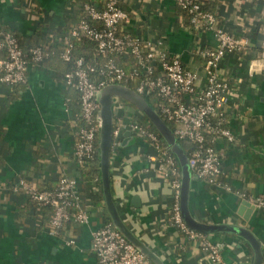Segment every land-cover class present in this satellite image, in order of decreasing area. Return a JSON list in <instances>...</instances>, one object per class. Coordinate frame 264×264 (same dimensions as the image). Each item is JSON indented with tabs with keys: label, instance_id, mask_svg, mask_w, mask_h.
<instances>
[{
	"label": "crops",
	"instance_id": "0c3cea01",
	"mask_svg": "<svg viewBox=\"0 0 264 264\" xmlns=\"http://www.w3.org/2000/svg\"><path fill=\"white\" fill-rule=\"evenodd\" d=\"M123 1L129 9L126 30L162 39L170 53L202 74L198 48L216 40L209 32L184 24L176 0ZM203 1L224 28L239 34L255 28L257 37L251 39L254 47L241 56L225 54L219 66L229 84L217 107L225 112L235 135L231 142L222 136L215 141L219 179L225 184L193 175L188 206L196 219L250 229L260 241L264 264V213L249 201L252 195L264 196V72L257 59L264 51V0ZM76 6L71 0H0V21L28 39L43 20L53 29L64 24L65 12ZM66 70V62L52 55L29 65L24 84L0 82V155L4 159L0 167V264H97L91 233L110 216L96 201L100 192L95 181L82 179L74 160L80 104L77 90L63 81ZM124 132L120 145L110 152L109 178L113 200L130 230L164 264H251L254 251L243 236L229 231L205 233L220 246L222 262L215 263L196 240L171 224L168 181L147 160L151 148L146 139L129 129ZM21 175L38 186L60 175L78 178L88 222L71 223L56 235L38 222L39 214H19L15 206L23 204V195L8 189V183ZM69 237L74 241L68 243Z\"/></svg>",
	"mask_w": 264,
	"mask_h": 264
},
{
	"label": "built area",
	"instance_id": "2783aa9c",
	"mask_svg": "<svg viewBox=\"0 0 264 264\" xmlns=\"http://www.w3.org/2000/svg\"><path fill=\"white\" fill-rule=\"evenodd\" d=\"M176 3L191 13V23L196 31H207L216 40L213 46L200 44L198 48V56L204 58L200 64L201 75L183 65L178 55L168 51L162 39L126 30L129 13L118 5V0L83 3L85 15L71 26L70 34L78 37L82 34L92 39L104 59L96 65L86 61L82 55L72 56L71 42H67L60 51V57L70 62L63 81L77 90L80 104V120L73 145L74 160L78 165L95 151L99 128L96 114L100 107L97 91L107 84H124L130 79L135 80L134 90L154 104L153 109H157L159 115L172 124L176 139L191 142L187 157L193 174L210 183L225 184L219 179L220 155L215 141L217 136H222L231 142L235 135L225 112L217 107L219 98L228 89V82L220 73L219 66L225 54L251 44V39L235 36L224 28L214 12L202 9L200 0H176ZM0 47L6 52L0 57V82L8 85L25 82L29 65L40 62L48 54L39 45L30 46L25 51L18 37L10 31L2 32ZM121 56L132 58L130 67L118 62ZM257 59L261 61L264 72V51ZM201 78H204L203 83ZM123 103L119 97H113L111 150L120 145L126 129L146 139L151 148L146 153L147 160L168 181L171 190V224L188 239L196 240L213 262L221 263L220 246L207 239L205 233L190 228L182 218L179 199L181 169L175 153L162 136L150 129L147 121L137 120L136 116L142 110L135 105V108L130 105V110L125 109L128 105ZM127 112L132 114H127L125 120ZM14 189L29 193L39 211L41 207L51 209L46 226L49 233L57 235L71 223L88 222V206L76 177L60 175L53 188L43 189L38 188L36 181L18 177ZM249 201L264 213L263 195H252ZM91 234L97 264H155L111 220L95 227ZM73 241V237L67 239L68 243Z\"/></svg>",
	"mask_w": 264,
	"mask_h": 264
},
{
	"label": "trees",
	"instance_id": "16d2710c",
	"mask_svg": "<svg viewBox=\"0 0 264 264\" xmlns=\"http://www.w3.org/2000/svg\"><path fill=\"white\" fill-rule=\"evenodd\" d=\"M97 1L98 0H71L72 4L77 3V6H76L77 8L73 9V10L71 9V10L65 12L64 24L59 25L56 29H53L48 24V21L43 20L42 22L39 23V25L36 28V30L34 31V33L28 39H24V38L20 37L14 30L7 28L0 21V31H1L0 36L2 35V32H4V31H10L13 34H15L17 37L19 36L18 39L20 41L22 48L25 51H27V49L30 46H34V45H39V46L43 47V49L48 54H46L42 58V60L38 63L45 62L52 55H59V57H60V51L65 47V44L67 42H71V44H72V48H71L72 56L82 55L86 59V61H89V62H92V63L98 65L101 61H103L104 56L100 52H98L94 41L92 39L88 38L86 35L81 34L78 37V35H71L70 34L71 26L76 21H78L79 18H81L85 15V11L82 9L83 3L89 2V3L93 4V3H96ZM200 4H201L202 9L211 11V10H209V6L207 5V3L204 2L203 0H200ZM118 5L129 13V11H128L129 9L127 7L128 5H126L123 0H118ZM175 7H176L177 12L182 15L183 20H184V24H187L191 29L196 31V28L191 23V19H190L191 13H189L186 9L180 7L177 3L175 5ZM219 24H221L220 21H219ZM232 33L235 36H245V37H248L250 39H256V37H257V31L255 28L254 29L249 28L240 34L234 33V32H232ZM215 44H216V42L214 44H209V45L213 46ZM206 45H208V44H206ZM253 45L254 44H249V45L239 49L238 51H235L234 53H237L238 55L241 56V55H243V53L247 49L254 47ZM5 53H6L5 49L0 47V57L5 56ZM203 60H204V58L200 55L199 56V62H198L199 66L203 62ZM65 62L67 64V69H68L70 67V62L69 61H65ZM118 62L122 63L125 67H130L131 64L133 63L132 58L124 57V56L119 57ZM183 65H184V63H183ZM200 69L202 71L201 66H200ZM202 74H203V71H202ZM203 82H204V78L201 79V83H203ZM24 83L25 82H20V83H14V84H10V85L17 86V85L24 84ZM124 84L126 86L132 88V89H135V80L129 79L127 81H124ZM123 101H124V104L131 105L134 107V105L130 101H128L126 99H123ZM148 103H150V102H148ZM151 106L154 107V104H151ZM130 113L131 112L126 113V115L124 116L125 120H127V116ZM136 117H137V120H139V121H147L149 123L150 129L153 132H155L157 135L162 136L161 133L159 132V130L155 127V125L147 118V116L142 111H140L139 115H137ZM78 120H80V116H78ZM164 120L172 129L173 128L172 124L167 119H164ZM76 129H77V127H76ZM178 141L182 145L185 153L187 155H189V149L191 147V142L187 139H179ZM3 161H4V159L0 155V167L3 164ZM79 167H80L79 173L82 175V179L95 181V184H96V186L100 192V196L96 199V201L102 204V208H103L104 213L108 214L105 202H104L103 197H102V190H101V177H100V168H99L100 163H99V153H98V137H96L94 153L91 156L86 157L84 159L83 163L79 164ZM18 177H24V176L21 175ZM18 177L15 178L13 183H11V182L8 183V185L11 184L8 187V189H10L12 192H14L16 194H22L23 195L22 196V200H23L22 203L23 204L22 205L17 204L15 206V209L17 210V212L19 214H21V213L26 214V212H30L31 215H34V216L39 214L40 224L47 226L49 215L51 213V209L49 207H41L40 211H39L37 209V203L35 202V200L32 198V196L29 193L22 191L21 189H14V185L16 184ZM26 179L28 180V178H26ZM56 182H57V179L51 180V181L41 182L40 185L38 186V188H40V189L53 188L55 186ZM107 220L110 221V217H108ZM60 233L61 232L59 231V234ZM181 233L184 235L183 232H181Z\"/></svg>",
	"mask_w": 264,
	"mask_h": 264
},
{
	"label": "water",
	"instance_id": "95a60500",
	"mask_svg": "<svg viewBox=\"0 0 264 264\" xmlns=\"http://www.w3.org/2000/svg\"><path fill=\"white\" fill-rule=\"evenodd\" d=\"M121 97L130 101L138 109L149 118V120L159 130L166 143L170 146V149L175 153L180 169H181V184H180V211L184 222L192 229L203 232H217V231H229L239 234L249 241L251 244L254 255L251 264H261L262 252L260 241L254 235V233L243 225L236 223H210L196 219L190 212L188 206V194L190 187L191 177L194 175L188 164V157L185 153L182 145L176 139L171 127L166 121L159 115V113L153 109L151 105L134 89L120 83H111L101 87L97 91V100L100 103V107L97 111L96 118L99 121L98 128V153L100 163V177H101V190L104 197L106 209L109 213L110 220L113 225L135 246L139 248L146 256H148L155 264H164L162 260L147 247L123 221L120 216L116 204L113 200L110 178H109V157L111 152V131L113 124V111L112 103L113 97ZM129 131H125L124 134Z\"/></svg>",
	"mask_w": 264,
	"mask_h": 264
},
{
	"label": "rangeland",
	"instance_id": "374dc122",
	"mask_svg": "<svg viewBox=\"0 0 264 264\" xmlns=\"http://www.w3.org/2000/svg\"><path fill=\"white\" fill-rule=\"evenodd\" d=\"M121 100H123V98L119 97ZM124 104V103H123Z\"/></svg>",
	"mask_w": 264,
	"mask_h": 264
}]
</instances>
